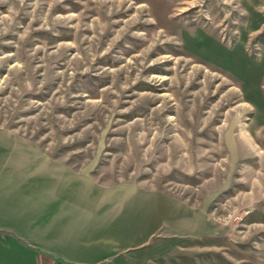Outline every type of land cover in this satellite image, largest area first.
<instances>
[{
  "label": "rangeland",
  "instance_id": "obj_1",
  "mask_svg": "<svg viewBox=\"0 0 264 264\" xmlns=\"http://www.w3.org/2000/svg\"><path fill=\"white\" fill-rule=\"evenodd\" d=\"M3 145L36 264H264V0H0Z\"/></svg>",
  "mask_w": 264,
  "mask_h": 264
},
{
  "label": "crops",
  "instance_id": "obj_2",
  "mask_svg": "<svg viewBox=\"0 0 264 264\" xmlns=\"http://www.w3.org/2000/svg\"><path fill=\"white\" fill-rule=\"evenodd\" d=\"M9 157V150L4 145L0 147V264L28 263L27 258L36 264L38 254H49L56 259L60 258L59 254L74 257L73 216L63 215L59 221V212L52 210L49 219L43 215L34 217L36 205L28 203L27 193L22 191L21 171H17L18 178L12 177L16 174L11 171ZM42 217L46 218L45 222L51 220L49 227L43 226Z\"/></svg>",
  "mask_w": 264,
  "mask_h": 264
}]
</instances>
